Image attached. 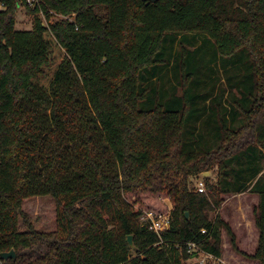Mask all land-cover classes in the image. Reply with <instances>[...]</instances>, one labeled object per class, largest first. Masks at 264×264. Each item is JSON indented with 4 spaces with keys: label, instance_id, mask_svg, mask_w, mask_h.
Masks as SVG:
<instances>
[{
    "label": "trees",
    "instance_id": "trees-1",
    "mask_svg": "<svg viewBox=\"0 0 264 264\" xmlns=\"http://www.w3.org/2000/svg\"><path fill=\"white\" fill-rule=\"evenodd\" d=\"M0 2V254L17 255L0 264H187L191 243L221 257L223 232L264 264V0ZM20 5L32 30L15 29ZM216 165L217 185L190 189ZM243 192L259 196L254 255L209 217ZM144 193L173 202L162 243ZM46 196L52 232L23 208Z\"/></svg>",
    "mask_w": 264,
    "mask_h": 264
},
{
    "label": "rangeland",
    "instance_id": "rangeland-1",
    "mask_svg": "<svg viewBox=\"0 0 264 264\" xmlns=\"http://www.w3.org/2000/svg\"><path fill=\"white\" fill-rule=\"evenodd\" d=\"M33 5L34 0H28ZM5 11V7L0 2V12ZM66 19L68 21L74 20V16L63 17L60 15H54L51 19L52 23H56ZM47 24V22H46ZM15 29L17 31H29L33 29V17L28 14L26 8L20 5L16 12V24ZM202 38L197 39L195 42L197 47L203 44ZM178 49V47H177ZM189 49H194L189 46ZM200 54L203 57V66H209V60L213 54L211 45L202 46ZM218 73V76L223 79V72L219 69V62L212 65ZM223 82V81H220ZM252 133L250 134V136ZM209 175L200 173L193 175L189 178L190 189L196 190V184L201 179L209 178L210 182L217 185L218 182V167L217 165L209 172ZM197 191V190H196ZM206 192H208L206 190ZM205 192V193H206ZM134 196V195H133ZM133 202L136 197H128ZM139 199L136 205H139L144 211H150L152 209L167 210L174 209V205L170 197L165 195L144 193L137 196ZM224 202L222 206L214 211L209 212L210 220L214 221L217 215L220 214L222 219L230 225L237 238L238 248L247 253L248 255H254L257 250L259 242V232L255 226V209L258 205V197L250 192H243L239 197L237 194L224 196ZM24 211L30 216L31 221L36 230L42 232H52L56 230V203L52 197H34L24 202ZM21 229H25V226L21 225ZM16 253V252H15ZM25 254V252H24ZM32 252H27V257L31 258ZM17 256V255H16ZM33 257V256H32ZM222 257L225 259V264H258V262L245 258L237 253L232 244L230 237L223 232V253ZM196 262V258L187 264H193Z\"/></svg>",
    "mask_w": 264,
    "mask_h": 264
},
{
    "label": "built area",
    "instance_id": "built-area-1",
    "mask_svg": "<svg viewBox=\"0 0 264 264\" xmlns=\"http://www.w3.org/2000/svg\"><path fill=\"white\" fill-rule=\"evenodd\" d=\"M196 190L200 193L206 192V182L204 178H201L196 184ZM173 210H169L167 214L164 215H156L153 212L144 211V214L141 218V221L148 227L150 231L155 232L159 238L161 239L163 234L170 230L171 228V213ZM205 233L206 231H202ZM190 253H197L196 263L197 264H225V259L221 257H215L212 254L204 252L200 248L197 247L196 244H189ZM194 258V259H195Z\"/></svg>",
    "mask_w": 264,
    "mask_h": 264
},
{
    "label": "water",
    "instance_id": "water-1",
    "mask_svg": "<svg viewBox=\"0 0 264 264\" xmlns=\"http://www.w3.org/2000/svg\"><path fill=\"white\" fill-rule=\"evenodd\" d=\"M144 1H150V2H157L158 0H144ZM210 173L209 172H206L204 173V175H209ZM187 217L189 218V214H187ZM128 244L130 247H134V244H133V237L132 236H129L128 237ZM0 257L2 260L4 261H8L9 259H13V260H16L17 256H16V253L14 250H11L10 252H3L0 254Z\"/></svg>",
    "mask_w": 264,
    "mask_h": 264
},
{
    "label": "crops",
    "instance_id": "crops-1",
    "mask_svg": "<svg viewBox=\"0 0 264 264\" xmlns=\"http://www.w3.org/2000/svg\"><path fill=\"white\" fill-rule=\"evenodd\" d=\"M239 197L242 196V194H237ZM253 195H256L258 197V202H259V196L257 194H253ZM229 196V195H228ZM232 196V195H231Z\"/></svg>",
    "mask_w": 264,
    "mask_h": 264
}]
</instances>
